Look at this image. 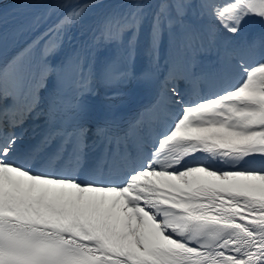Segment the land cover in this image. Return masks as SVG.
<instances>
[{"label":"snow or ice","instance_id":"1","mask_svg":"<svg viewBox=\"0 0 264 264\" xmlns=\"http://www.w3.org/2000/svg\"><path fill=\"white\" fill-rule=\"evenodd\" d=\"M89 6L60 5L69 11L0 68V264H264V35L252 63L237 55L240 49L225 50L235 64L220 65L211 75L216 91L206 95L198 90L204 74L194 67L184 75L185 91L175 84L174 64L161 78L154 59L153 69L137 77L143 5L108 19L93 42L125 51L102 65V81L118 87L150 78L158 91L127 129L97 125L91 147L99 144L103 152L81 178L89 147L84 97L93 91L97 70L79 59L70 67L49 64L58 45L46 44L39 64L31 55L45 36L75 23ZM189 7L184 0H162L151 23L150 51ZM199 7L211 21V36H235L248 17L264 22V0H202ZM182 41L186 51L204 47L194 35ZM188 63L194 66V57ZM65 71L75 94L60 103ZM54 73L52 99L41 107L40 91ZM161 112L168 121L145 155L149 117ZM29 119L35 142L25 144ZM113 170L119 177L104 175Z\"/></svg>","mask_w":264,"mask_h":264},{"label":"bare ground","instance_id":"2","mask_svg":"<svg viewBox=\"0 0 264 264\" xmlns=\"http://www.w3.org/2000/svg\"><path fill=\"white\" fill-rule=\"evenodd\" d=\"M80 1V5H90L87 7L83 13L80 15L78 20L72 25L66 27L64 30L59 33L50 34L51 41L48 45H58L56 54L52 55L53 59H57L58 56L66 57L68 55L69 49L72 44L78 42V54L77 58L79 60H86L88 57H91L93 63H95L98 55L101 51L93 48L90 44L91 38L94 36L93 32L99 34L101 30L97 28L95 25L96 21L100 20L102 22H106L108 19H121L126 16L128 13L134 10V6L137 4L143 5V24L140 29L139 41L136 49V58L133 64V68L138 66L139 61L142 58L143 51L149 48V32L151 29V23L153 19H147L145 16L149 9L158 6L162 0H86L85 4H82L83 0H0V13L2 14L0 20L3 18H8L15 16L16 14H23L26 12L28 8L31 10L27 11V14L32 12H39L41 8H45L46 5L52 6L51 9L47 12L48 14L42 18L41 16L28 28L23 29L16 35L15 37H22V41L25 43V48H28L29 45H32L33 41L40 37L43 33H45L50 27H52L53 22H58L60 18L66 14L69 9L62 8L60 5L65 4L66 2H70L73 5L76 2ZM201 4L202 0H184V2L189 3L191 6L195 5V2ZM169 3L174 2V0H168ZM215 2L219 3L222 0H215ZM196 17V14L190 9L187 8L184 12L183 16ZM93 16V18H91ZM87 20L90 22L87 24ZM260 20L258 17L252 16L248 17L245 23H251V21ZM15 23H10L6 26L0 23V33L8 30ZM176 24H182L179 19H174L171 29L165 27L163 34L160 39L159 47L157 51H159L164 57V63L171 65H175L176 62L179 63L185 70H189L190 67H195L197 62L195 61L194 66H190L188 61L190 58L194 57L193 51L183 50L181 56L179 57L176 54H172V52L178 47L179 40L176 41V32L178 30V26H174ZM264 28L259 29L257 33H262ZM58 34L61 35V39L57 40ZM93 34V35H92ZM186 35H192L191 33H186ZM185 35V36H186ZM127 36V34H126ZM47 36L44 37L46 39ZM182 37V31L178 30V38ZM202 40L203 43L206 40L204 36L197 37ZM41 40L38 47H34L32 51L37 50L41 53V49L44 48V41ZM56 40L55 43L52 41ZM239 42L241 44L239 45ZM182 43V42H181ZM180 44V42H179ZM249 43L245 42L243 36H239L234 40H228L223 42L221 46H224L225 50L232 51L233 49H240L237 53L239 56H243V58L247 57H256L258 50L255 48L254 51H251V47H247ZM123 46V45H122ZM256 47V45L254 46ZM124 48V46H123ZM245 50L249 52L248 56H245ZM125 51V49H124ZM229 62L231 64H235L236 57L235 56H227ZM39 64V63H36ZM160 66V65H159ZM200 84L203 87H209L212 90H215V87L212 86L211 81L207 79H201ZM259 161V158H256Z\"/></svg>","mask_w":264,"mask_h":264}]
</instances>
